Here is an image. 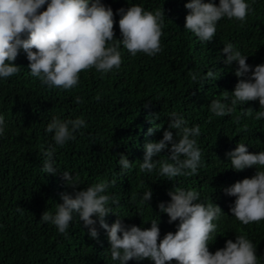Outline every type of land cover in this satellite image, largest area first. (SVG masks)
<instances>
[{
	"label": "clouds",
	"instance_id": "1",
	"mask_svg": "<svg viewBox=\"0 0 264 264\" xmlns=\"http://www.w3.org/2000/svg\"><path fill=\"white\" fill-rule=\"evenodd\" d=\"M185 8L188 14L184 29L202 42L213 40L221 19L243 24L253 11L245 0H219L218 6L211 0H189ZM117 14L120 39L115 37L113 10L101 0H0V78L19 73L20 67L14 61L23 51L31 76L48 87L71 90L79 83L81 71L94 68L103 77L118 70L122 64L121 45L132 56L143 53L154 57L162 51L164 10L149 11L132 4L118 9ZM222 52L227 57L223 61L226 66L237 62L234 75L238 80L232 92H223V101L210 102L211 113L224 117L237 106L257 100L264 109V63L247 64L248 56L232 43L225 44ZM188 75L192 81L198 80V73ZM201 79L216 77L209 70ZM100 98L99 94L95 97L97 101ZM74 103L81 104L83 100L77 96ZM149 106L150 102L145 108ZM242 110L245 115L253 113L251 108ZM254 112L257 121L264 119V111ZM169 117L171 122L162 139L144 144L139 171L155 170L170 181L197 175L202 152L194 137L201 134L200 126L189 127L188 121L176 112ZM158 118V114H152L153 127L146 135L160 130L162 126L155 124ZM86 127L82 117L62 120L53 116L47 124L46 132L54 133V143L42 153V171L59 173L65 186L73 191L60 193L62 203H57L54 213H42L40 220L50 223L51 228L37 232L32 249L45 263L30 260L31 264H62L63 252L74 264H264V151L249 152L246 144L239 142L226 153L228 170L257 169L251 178L240 181L230 175L232 185L223 192L231 197L219 193L212 200L200 197L202 188L195 183L187 190L179 186L167 188L160 198L150 188L141 199L134 200L120 187L126 178L99 180L77 190L79 178L56 167L57 147L75 140V134ZM5 131V117L0 115V136ZM165 150L169 155L161 156ZM118 163L121 174L131 169L132 163L123 153ZM94 175L99 179L98 173ZM237 226L251 227L255 237L241 232L234 239L226 230ZM0 264L18 263L0 259Z\"/></svg>",
	"mask_w": 264,
	"mask_h": 264
},
{
	"label": "trees",
	"instance_id": "2",
	"mask_svg": "<svg viewBox=\"0 0 264 264\" xmlns=\"http://www.w3.org/2000/svg\"><path fill=\"white\" fill-rule=\"evenodd\" d=\"M101 2L113 10L117 39L121 38L118 9L137 4L149 11L164 10L162 51L154 57L143 53L132 56L121 45L122 64L118 70L113 69L103 77L94 68L81 71L79 83L71 90L48 87L31 76L26 54L20 52L14 61L20 67L19 73L0 78V115L6 121L5 134L0 136V259L18 264L26 261L31 264L30 260L45 263L32 249L37 232L51 228L50 223L40 220L41 215L45 210L54 213L57 203H62L60 193L73 191L65 186L59 173L49 175L42 171L45 159L42 153L54 143V133L46 132L53 116L62 120L82 117L87 124L75 134V140L58 146L55 154L56 167L79 178L81 185L77 190L117 177L126 178L120 187L134 200L141 199L150 188L160 198L167 188L179 186L187 190L195 183L198 189L202 188L200 197L212 200L218 193L227 196L223 189L232 185L230 175L240 181L251 178L257 171L255 166L240 172L228 170L230 160L226 153L239 142L245 143L249 152L264 151V119L254 118V111H264L258 100L237 106L224 117L211 113L210 102L223 101V92H232L238 80L234 75L237 62L231 66L223 63L227 58L222 52L225 44H234L242 55L248 56L249 65L264 63V0H245L253 11L243 24L235 19H221L211 42H202L184 29L188 14L185 4L189 0ZM211 2L219 5V0ZM45 9L46 5L41 11ZM209 70L216 80L201 79ZM189 72L198 73V80L192 81ZM98 94L99 101L95 99ZM77 96L83 103H74ZM149 102L150 106L145 108ZM248 108L253 110L252 115L244 114L242 109ZM172 112L181 114L189 127L200 126L201 134L194 139L202 157L197 175L178 176L170 181L155 170L140 172L139 165L144 144L162 139ZM152 114L159 115L155 124L162 127L149 136L146 134L153 127ZM171 131L175 137V130ZM120 153L132 163L124 174L118 163ZM160 155L169 153L165 150ZM94 173H98L99 179ZM226 231L234 239L241 232L255 237L251 227L237 226ZM61 263L74 264V261L63 252Z\"/></svg>",
	"mask_w": 264,
	"mask_h": 264
}]
</instances>
